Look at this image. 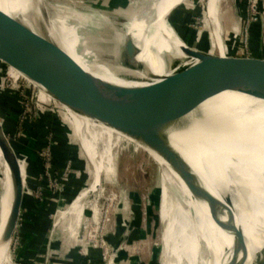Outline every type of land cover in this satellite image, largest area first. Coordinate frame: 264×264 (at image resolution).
I'll return each instance as SVG.
<instances>
[{"label":"water","instance_id":"95a60500","mask_svg":"<svg viewBox=\"0 0 264 264\" xmlns=\"http://www.w3.org/2000/svg\"><path fill=\"white\" fill-rule=\"evenodd\" d=\"M134 1L137 2L139 18H143L145 10L152 12L159 0H122L117 8L121 12L127 11ZM207 3V0H187V4L177 5L166 17L170 29L183 44L184 55L190 59H175L172 55L174 51H165L160 60L168 67L170 75L155 79L143 87L113 88L104 81L90 80L89 76L78 73L79 80L56 87L58 93L64 94L60 97L66 107L85 116L104 118L112 128L122 131L169 163L192 197L206 205L215 224L234 237L235 252L227 264H245L238 256L242 254L244 260L247 259V236L241 224H238L237 214L232 207L237 203L241 205L249 224L256 220L253 217L259 213L257 203L260 200L257 199L259 196L264 197V113L261 116L250 115L252 109L249 108V115L248 111L241 113L247 119L234 125L221 120V113L224 112L210 110L206 106H212V100L224 93L240 94L264 102V0H224L217 5L218 15H221L219 21L225 22L228 18L222 7L230 6L240 23L238 34L231 33L223 37L225 56L212 48L211 34L204 29ZM120 17L126 20L122 25L124 29L130 19ZM14 23L13 29L0 35V61L14 64L17 70H24L20 66L31 67L29 78L35 82L55 71L65 75L76 68L69 63L70 58L66 54L55 57V52L62 50L60 47L47 46L48 40L44 36L30 29L22 30L18 21ZM124 48V63L127 67L134 71L144 70L146 66L138 61L140 49L133 36H126ZM48 59H55L56 63L47 65L45 61ZM87 79L90 80L88 85H81ZM50 86L46 85L49 89ZM197 127L204 131L200 132L203 133L200 140L193 139L191 134ZM241 127L243 130H240ZM172 128L174 131L170 133ZM7 139L4 138L1 143L7 145L2 153L10 170L15 196L11 214L16 219L21 212H25V195L32 212L22 225L6 233L7 244L13 241L12 251L17 252L35 224L38 199L28 181L26 170L21 169L22 162L15 146ZM175 139L182 142L179 145L186 151L187 157L173 147ZM29 146L27 154L33 157L36 150L34 137ZM140 151L158 169L155 192L159 188L160 167L146 152ZM224 158L228 163L222 165L219 160ZM196 159L209 173L208 183L195 169ZM229 165L233 166L232 170L227 169ZM229 192L234 194L236 204ZM152 194L144 196L134 193L128 219L130 264H161L162 240L158 245L149 239L150 233L143 214V207ZM249 200L254 202L250 204ZM253 203L252 209L250 206Z\"/></svg>","mask_w":264,"mask_h":264},{"label":"bare ground","instance_id":"6f19581e","mask_svg":"<svg viewBox=\"0 0 264 264\" xmlns=\"http://www.w3.org/2000/svg\"><path fill=\"white\" fill-rule=\"evenodd\" d=\"M207 1L205 27H211V36H213L217 50L221 56H225L223 31L219 21V16L221 15H218L219 11L217 9L220 0ZM134 2L136 6L137 2ZM164 4V0H159L154 5L152 12L145 10L143 18L135 17L123 31L116 28L117 37L115 38L100 37L98 35L94 37L86 36L87 33L96 35L102 26L105 25L102 23L103 18L92 10L82 11L77 6L70 9L58 2L49 3L46 0H0V35L6 33L8 29H13L12 26L17 21L21 23L20 28L22 30L30 29L36 32L35 18L47 14V17L45 16L46 35H44L48 40V44L46 45L60 47L62 50L55 52L57 55L55 57L57 58L66 54L70 58L69 63H72L76 67L66 72L65 75L55 71V74L51 73L49 74L50 76L42 78L39 82H35L29 78L32 70L31 67L20 66L24 70H17L14 64L9 65L3 62L10 67L8 76L14 82L24 76L33 83L37 90L39 89L38 100H40V93L42 91L44 92L42 94L44 99L41 98L42 103L45 105L50 102L57 103L61 117L64 118L61 120L71 126L70 128L73 130L71 137L78 141L76 142L75 140L80 148V158L86 157L93 169L91 177L94 179V182L91 187L80 190L77 193L75 203L71 206L69 205L70 207L66 210L58 211L55 229L59 228L61 223L66 219H74L76 216L78 217H76L78 220L76 224H80L81 219L79 217L82 215L85 206L90 210L93 205H96V201L101 193L98 194L99 196H95V200L89 202L87 205L85 204V200L90 193L99 192L97 187L106 165H112V167L115 165L113 158L107 163L105 157L113 155V150L117 149L119 145L122 143L130 145L131 142H134L137 147L139 146L142 150L151 153L145 147L138 144L136 140L123 134L122 131L120 132L112 128L103 120L104 118L96 119L85 116L78 111H72L66 107L63 98L60 97L62 93L57 92L56 86L59 85L58 87H61L62 85L72 84L79 80L78 73H82L89 76L90 80L104 81L107 86L113 88L143 87L150 82L156 81L155 79L159 80L171 74L168 67L160 60L165 51L170 49L174 51L172 55L175 59L189 61L190 59L182 51L183 44L177 39L166 22V17L169 15L171 9L177 5L166 12ZM151 13L153 14L151 15ZM235 32V34H238L237 31ZM128 34L134 37L140 49L138 61L146 66L144 70H131L124 63V60H126L124 46ZM45 62L47 65H54L56 63L55 59H48ZM89 79L83 80L81 85H88ZM46 85H52V87L50 86L49 89ZM65 94L68 95L67 91H65ZM211 104L212 106L207 105L206 108L226 113L225 116L224 113H221V120L224 119L234 125L247 119L241 113L248 111L249 115V108L252 109L250 115L258 114L261 116L264 113L263 101L240 94H221L213 99ZM237 113L241 116H238ZM66 116H70L72 122ZM92 122L103 125L107 129H99ZM243 127L240 130H243ZM237 128H239V125ZM244 130L246 131L247 129L245 128ZM173 131V128L169 130L170 133ZM200 132H204L203 129L198 127L193 129L191 132L193 139L200 140L203 135ZM4 138L7 139V136L0 123V181L3 192L0 199V264H14L11 254V242L7 244L6 233L15 228L18 218L14 219L15 215L11 214L14 209L15 196H13L14 193L11 187L10 170L2 153V149H5L7 146L1 143V140L3 141ZM179 144L181 145L182 142H178L176 139L173 141V147L179 153L182 151L187 157L186 151L181 149ZM156 157L160 159L158 156ZM193 158L195 159V157ZM188 159L190 162V157ZM225 159L219 160L222 162V165L228 163ZM160 160L166 168H160L161 176L159 182L158 223L162 227L161 240L163 246L161 264H227L235 252V248L233 247L234 237L224 232L215 224L206 205L197 202L172 166L164 159ZM196 160L197 166H195V169L208 183L209 173L198 163V159ZM227 169L232 170L233 166L229 165ZM227 179L228 176L226 175L225 180ZM229 194L233 196V202L236 204L234 194L232 192H229ZM257 200H260L257 203L260 210L257 207L259 213L253 217L256 220L254 222L251 221L250 224L242 212L243 207L241 205H237V203L236 206L232 207L233 212L237 214L238 224H241L247 236V259L244 260L245 258L242 254L238 256V259L243 263L245 262V264H264V197L259 196ZM248 202L252 204L254 201L249 200ZM254 205L253 203L250 207L253 209ZM82 234L81 228L79 232L80 239L74 238L75 245L81 242ZM122 241L125 242L123 250L130 254L131 249L130 243L127 242V235ZM45 264H49V262L46 261ZM108 264H114V261L110 260Z\"/></svg>","mask_w":264,"mask_h":264},{"label":"rangeland","instance_id":"374dc122","mask_svg":"<svg viewBox=\"0 0 264 264\" xmlns=\"http://www.w3.org/2000/svg\"><path fill=\"white\" fill-rule=\"evenodd\" d=\"M46 1L49 3L58 2L70 9L77 6L82 11L92 10L101 16L103 18L102 23L105 25L102 26L96 35L87 33L86 36L88 37L98 35L100 37L116 38V28L123 31L122 25L126 22L120 16L126 18L129 16L130 23L135 17H139L135 2L129 10L121 12L117 8V5L122 0ZM222 1L224 0H220V3ZM164 2L166 12L180 3L187 4V0H164ZM222 9L228 16L225 22L220 21L222 28L224 29L225 27L223 37L227 34H235V31L238 33L240 23L236 19L233 9L230 6H223ZM45 16L47 17V14L35 18L36 32L41 36L46 35ZM205 20L206 16L204 15V29L210 32L211 27H205ZM210 34L212 35L211 32ZM211 37L212 48L217 50L213 36ZM0 64L3 65H0V123L7 138L12 142L13 147L15 146L14 149L19 155V160L22 162L21 169L22 171L26 170L27 178L30 177L29 170L33 171L31 173L32 178L31 180L28 178V181L41 203V210H43L39 213L38 222L34 230L30 232L23 242L22 247L17 252L12 251L14 242L11 241L13 263L45 264L48 261L49 264H108L110 260H113L114 264H130V254L123 250L125 243L121 244V241L127 235V242L130 243L128 219L131 213L130 209L132 207L134 193H139L144 196L153 193L143 207V214L150 233L149 239L160 245L162 227L158 223L159 188L153 192L158 184V169L148 159L146 154L140 151L142 149L139 146L137 147L134 142H131L130 145L122 143L117 149L113 150V155L105 157L107 163L113 158L115 165L114 167L112 165H110L111 167L106 165L99 186L97 187L99 192H92L86 198L85 204L87 205L89 202L95 200V196H99L98 194L101 193L96 201V205H93L90 210L85 206L82 215L79 217L81 219L80 224H76L78 221L76 216L74 219H66L61 223L59 228L55 229L58 211L66 210L75 203L77 193L80 190L91 187L94 182V179L91 177L93 169L86 157H83V159L80 158V148L78 143H76L78 141L71 137L73 133L72 128H70L71 126L61 120L64 118L61 117L57 103L50 102L46 105L42 103L41 98L44 99L42 97L44 92L41 91L40 100H38L39 89L37 90L33 83L24 76L14 82L8 76L10 67L1 61ZM9 99H15L16 102L13 104L19 112L14 109L15 107L11 109L9 105L7 110L6 103H12L9 102ZM2 102H4L3 105ZM9 114L13 115L12 119L8 118L7 115ZM66 118L72 122L70 116H66ZM92 123L99 129H107L103 125ZM6 124L11 129L10 131L6 130ZM27 127L34 128L38 131L40 129V133H43L39 137L41 139H39V145H36L35 156L33 155V157H29L27 153L30 147V140L34 137V134L24 131ZM42 128L47 132H43ZM57 135L59 136V140L55 139ZM57 147L62 149V155L60 156V162L56 159L57 162L55 163L54 151ZM144 152L160 168L164 167L162 161L154 154L148 153L147 151ZM36 157L43 163L42 158L49 159L52 167H44L43 165L39 168L36 162H32ZM164 169L166 168L164 167ZM2 193L0 181V199ZM26 197L25 195L23 205H28L26 207L27 212H21L19 215L18 222L15 225L17 228L30 215ZM81 228L83 237L81 238V242L75 245L74 238L80 239L79 232ZM46 232L49 234L45 237L47 238V242L42 251L38 247H41L44 243L38 240L33 247H30L31 251L28 250L26 252L27 250H25L27 254L24 251L20 253V250H23L25 247L29 248V245L34 243L39 236L44 235Z\"/></svg>","mask_w":264,"mask_h":264},{"label":"trees","instance_id":"16d2710c","mask_svg":"<svg viewBox=\"0 0 264 264\" xmlns=\"http://www.w3.org/2000/svg\"><path fill=\"white\" fill-rule=\"evenodd\" d=\"M0 65H2V64H0ZM3 66V65H2ZM6 101H8V100H6ZM5 102V101H4ZM4 102H2V105H3V103ZM9 102H12V103H6L7 104V110H8V105L11 107V109H13L14 107V109H16V111H18L19 112V110L16 108V106L14 105L15 104V99H9ZM14 103V104H13ZM7 114H8V111H7ZM8 116V118L9 119H12L13 118V115L12 114H9V115H7ZM11 117V118H10ZM17 118V117H16ZM15 118V119H16ZM8 123V122H7ZM6 130L7 131H10L11 129L9 128V126L6 124ZM42 130H43V132H47L46 130H44L43 128H42ZM24 131H27V133H31V134H34V138L36 139V145L38 144L39 145V139H41V138H39L40 136H42L43 135V133H40L41 131H40V129H39V131L38 130H36V129H34V128H30V127H27L26 129H24ZM56 140H59V136L57 135V138H55ZM61 150L62 149H60V147H57L56 149H55V151H54V156H55V163L57 162L56 161V159L57 160H59V162H60V156L62 155V153H61ZM63 153H65V152H63ZM35 156V155H34ZM33 163H35L36 162V164H38V166H39V168H41V166H43V162L42 161H40L37 157L35 158V160L33 159V161H32ZM36 164H31V165H36ZM42 164V165H41ZM31 173H33V171H30L29 170V176L30 177H28L30 180H31ZM30 183V182H29ZM31 185V184H30ZM28 201V200H27ZM28 204H29V201H28ZM25 206V208L28 206L27 204H25L24 205ZM29 207H30V205H29Z\"/></svg>","mask_w":264,"mask_h":264},{"label":"crops","instance_id":"0c3cea01","mask_svg":"<svg viewBox=\"0 0 264 264\" xmlns=\"http://www.w3.org/2000/svg\"><path fill=\"white\" fill-rule=\"evenodd\" d=\"M33 188V187H32ZM38 202V212H37V214H36V219H35V224H34V226H33V228L27 233V236L30 234V232L31 231H33L34 230V228H35V226L37 225V222H38V218H39V213H40V211H43V210H41V203H40V201L39 200H37ZM29 209H30V207H29ZM25 212H27L26 210H25ZM45 212V211H44ZM31 209H30V215H31ZM29 215V216H30ZM49 233L48 232H46V233H44V235H41V236H39L38 238H37V240L36 241H34V243H32L31 245H29V248H27V247H25L22 251H24L25 252V250H27L26 252H28V250L29 251H31V246L33 247V245H35L36 244V242L39 240V242H43L44 244H42L41 245V247H38V249L39 250H43L44 249V246H45V244H46V242H47V238H45L47 235H48ZM27 236H26V238H27ZM44 237V238H43ZM25 238V239H26ZM25 239L23 240V242L25 241ZM27 248V249H26ZM130 249H131V243H130ZM131 251V250H130ZM25 252V254H27ZM130 258H131V252H130ZM24 264V263H23Z\"/></svg>","mask_w":264,"mask_h":264},{"label":"built area","instance_id":"2783aa9c","mask_svg":"<svg viewBox=\"0 0 264 264\" xmlns=\"http://www.w3.org/2000/svg\"><path fill=\"white\" fill-rule=\"evenodd\" d=\"M42 160L44 161L43 165L45 166H51L52 167V163L50 162L49 159L46 158H42Z\"/></svg>","mask_w":264,"mask_h":264}]
</instances>
